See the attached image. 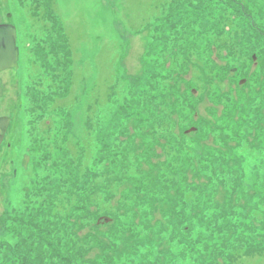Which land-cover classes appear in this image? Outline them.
I'll return each mask as SVG.
<instances>
[{
	"label": "rangeland",
	"instance_id": "374dc122",
	"mask_svg": "<svg viewBox=\"0 0 264 264\" xmlns=\"http://www.w3.org/2000/svg\"><path fill=\"white\" fill-rule=\"evenodd\" d=\"M186 1L0 0L19 51L0 72V264H83V214L108 219L95 264H264V0Z\"/></svg>",
	"mask_w": 264,
	"mask_h": 264
},
{
	"label": "trees",
	"instance_id": "16d2710c",
	"mask_svg": "<svg viewBox=\"0 0 264 264\" xmlns=\"http://www.w3.org/2000/svg\"><path fill=\"white\" fill-rule=\"evenodd\" d=\"M214 1L215 0H213V3H214ZM186 2H189L188 0L186 1ZM216 2H217V4L215 5V6H217L218 4H222L219 0H216ZM213 3L211 4L212 6H213ZM32 6H34L32 9H30V13H35L36 15L35 16H33V17H35L37 20L35 21V25H30V26H28V28L30 29V33H31V31H34L33 29L34 28H36V31H35V38H33L32 40H34V39H37L38 37H36V35L38 34V32H40V33H45V31H47L48 30V28H47V25L45 24V23H43V24H38V19H40V11H39V7H41L38 3H32ZM35 6H37V7H35ZM228 7V10H229V12L230 11H232V8H231V6L229 5V4H227V3H225V4H222V7H219L218 6V9H222V8H227ZM237 7V6H236ZM236 7H235V9H236ZM238 8V11L240 12V13H242L243 15H244V13H245V15L244 16H246V15H249V13H247V12H245L243 9H241L240 7H237ZM241 9V10H240ZM48 9L47 8H44V11H47ZM32 18V17H31ZM40 27V28H39ZM42 40V39H41ZM41 42V41H40ZM36 43H37V45L39 44V40H36ZM212 53H215V50L214 51H212ZM225 56H224V58H230V57H233V55H234V52L233 51H229V50H226L225 51ZM263 67H264V65L262 64L261 66H259L258 65V68H260L261 70H263ZM157 80V79H156ZM138 114V112L133 116V118L135 119V117H136V115ZM139 132V130L138 129H134V131L132 132V134H137ZM135 137V136H134ZM143 139H141V137H135L134 139H132V141H131V144H130V146H133V147H136L137 149H141L140 150V152H138V153H136V157L137 158H140V159H144L145 158V156L147 157V155H145V149H142V144H141V141H145L146 139H147V141H152L153 139L151 138V134L150 133H147V134H145V135H143V137H142ZM136 140H138V141H136ZM177 164H180L181 165V161L178 159L177 161H176V163H175V170L174 171H181L182 173H187V171H184L183 169L182 170H180V168H181V166H180V168L178 169V167H177ZM204 164V166H205V162L203 163ZM206 167V166H205ZM137 173L139 172V171H136ZM198 174V173H197ZM166 175V174H165ZM189 175V174H188ZM167 176L168 177H163V180H165V182L167 181V182H174L175 181V179H174V172L173 173H171V174H167ZM183 177H185V176H183ZM190 177V176H189ZM188 179V178H187ZM185 179H183V181H184ZM38 181V180H37ZM164 182V183H165ZM134 183V186H135V184L137 183V181H134L133 182ZM191 183H192V179H191ZM37 184V183H36ZM36 184H32L31 185V187H36ZM138 184V183H137ZM179 184H181V183H179ZM132 186H133V184H132ZM184 187H189V185L188 184H185V185H183ZM107 187H109V185L107 186ZM111 187H115V186H110V188ZM100 188H101V190L104 188L103 186H100ZM115 188H117V187H115ZM135 190L134 191H137L138 189L136 188V187H133ZM147 188V187H146ZM167 188V187H166ZM179 189V185H178V187H176V186H172V187H170V190L172 191V192H174L173 190H175V189ZM145 189V188H144ZM35 191H36V189H34ZM105 191V190H104ZM23 193H25L24 195H26L27 194V198L26 199H24L23 200V204H24V209H29L30 210V203H32V202H35L34 200L36 199V197H37V195H35L34 193H32V191L30 190L29 192L27 191H23ZM104 193V192H103ZM105 194V193H104ZM108 195H111L112 197H110V196H106V198L107 199H105V198H103V196H99L95 191H93V194H92V196H91V199H93V200H95V201H97V203H98V206H95V208L97 209H99V210H101V207L102 206H104L105 207V211L106 212H112V210H117V209H119L120 208V204H121V200H124V196H123V194L121 195H119V196H117L118 198V202H117V204H112V205H109V202L111 201V200H113L116 196H115V194H113V193H111V191L108 193ZM83 196H86V199L90 196V195H88V194H86V193H84V195ZM169 199V198H168ZM115 200V199H114ZM84 201V200H83ZM89 202L91 201L90 199L88 200ZM45 203L47 202V201H44ZM100 203H102V204H104V205H102V204H100ZM123 203V202H122ZM38 206H42L43 204H39V203H36ZM49 206V204L47 205V207ZM70 208V212H68V213H66V214H69L70 216H69V218L67 219V225H65V227L63 228V230H65V232H67V234L68 235H70V233L71 234H73V235H75V237L76 236H78V237H80L79 235L80 234H82L83 232H82V228L84 227V226H82V225H84V224H82L81 225V231L80 230H78V229H76V225L75 224H72V220L73 219H71V217H74V213L76 214V213H80L81 212V208L78 210V207L77 206H69ZM109 208V209H108ZM20 210V212L22 211V208L21 207H18V208H16V211H19ZM77 211V212H75V211ZM85 213H87L88 214V209H87V211L85 210ZM98 213L100 214L101 213V211H98ZM161 214H163V213H161ZM107 215H109V214H107ZM83 216L86 218L85 220H86V228H89V231H91V232H88V233H86V235H85V239H89V240H92L91 242H93V243H98V245L97 246H95L96 248L93 250V251H91V250H89V251H87V253H86V255H87V259H85L84 260V263L83 264H95V261L93 260V259H88V256L89 255H91L93 252H97V250H104V246H102L101 245V243L102 242H97V234L96 233H98L99 234V232L100 231H96V229H97V227H96V225H97V221H96V218L94 219V218H88V216H86V214L84 215L83 214ZM18 220H21V222H20V226H25V225H28V227H29V223L28 222H26V221H24L22 218L21 219H18ZM65 222V223H66ZM90 222H92L93 224H91ZM123 224V223H122ZM99 226V225H98ZM70 227V228H69ZM66 228V229H65ZM91 228H93V230H91ZM83 229H85V228H83ZM125 228H123V230H124ZM76 231V232H75ZM95 232V233H94ZM115 234V233H114ZM50 237V236H49ZM81 238V237H80ZM113 242V241H112ZM28 244H30V243H28ZM120 246L122 247V243L120 244ZM200 247H206L204 244L202 245V246H200V245H196V248H200ZM195 248V249H196ZM105 250H106V248H105ZM197 250H199V249H197ZM206 250V249H205ZM200 251V250H199ZM25 256V255H24ZM109 259V258H108ZM107 263L109 262V260H105Z\"/></svg>",
	"mask_w": 264,
	"mask_h": 264
},
{
	"label": "water",
	"instance_id": "95a60500",
	"mask_svg": "<svg viewBox=\"0 0 264 264\" xmlns=\"http://www.w3.org/2000/svg\"><path fill=\"white\" fill-rule=\"evenodd\" d=\"M15 30L10 25H0V71L17 67V48L14 45ZM8 119L0 118V140L4 133ZM107 222L106 217L98 219L97 223Z\"/></svg>",
	"mask_w": 264,
	"mask_h": 264
},
{
	"label": "bare ground",
	"instance_id": "6f19581e",
	"mask_svg": "<svg viewBox=\"0 0 264 264\" xmlns=\"http://www.w3.org/2000/svg\"><path fill=\"white\" fill-rule=\"evenodd\" d=\"M0 25H2V24H0ZM7 25H10V26H12L13 28H14V30H15V39H14V45H15V48H17V60H16V63H17V66H18V61H19V59H18V57H19V51H18V47H17V44H16V36H17V30H16V27L14 26V25H12V24H7ZM111 27V26H110ZM17 68V67H16ZM10 69V68H9ZM11 69H15V68H11ZM6 70V69H5ZM1 71H3V70H1ZM0 71V72H1Z\"/></svg>",
	"mask_w": 264,
	"mask_h": 264
}]
</instances>
